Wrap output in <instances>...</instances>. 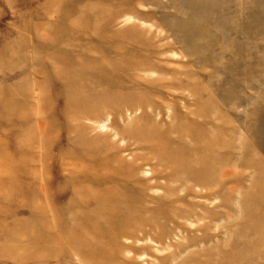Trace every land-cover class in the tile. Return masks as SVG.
Segmentation results:
<instances>
[{
	"label": "rangeland",
	"instance_id": "rangeland-1",
	"mask_svg": "<svg viewBox=\"0 0 264 264\" xmlns=\"http://www.w3.org/2000/svg\"><path fill=\"white\" fill-rule=\"evenodd\" d=\"M0 264H264V0H0Z\"/></svg>",
	"mask_w": 264,
	"mask_h": 264
}]
</instances>
